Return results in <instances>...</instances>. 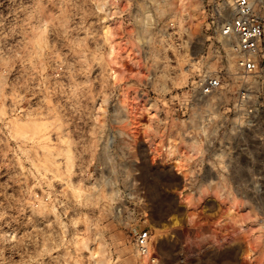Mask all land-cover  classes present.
I'll return each instance as SVG.
<instances>
[{
    "label": "rangeland",
    "instance_id": "374dc122",
    "mask_svg": "<svg viewBox=\"0 0 264 264\" xmlns=\"http://www.w3.org/2000/svg\"><path fill=\"white\" fill-rule=\"evenodd\" d=\"M200 1L192 34L172 0H0V264H143V230L147 264H264V111L234 113L230 77L193 96L235 70ZM225 204L239 240L202 229Z\"/></svg>",
    "mask_w": 264,
    "mask_h": 264
},
{
    "label": "built area",
    "instance_id": "2783aa9c",
    "mask_svg": "<svg viewBox=\"0 0 264 264\" xmlns=\"http://www.w3.org/2000/svg\"><path fill=\"white\" fill-rule=\"evenodd\" d=\"M211 12V30L217 41L232 43L235 70L226 75L215 70L200 75L193 87V96L205 98L219 94L228 85V77L238 83L234 113L257 116L264 111V0H207ZM150 238V231L138 234L137 245L143 250Z\"/></svg>",
    "mask_w": 264,
    "mask_h": 264
},
{
    "label": "bare ground",
    "instance_id": "6f19581e",
    "mask_svg": "<svg viewBox=\"0 0 264 264\" xmlns=\"http://www.w3.org/2000/svg\"><path fill=\"white\" fill-rule=\"evenodd\" d=\"M117 1L119 0H104V3L101 2L98 5L100 8H104L106 3L112 2V4H115ZM172 7L174 11L181 16L182 20L184 21V25L192 34H196L200 30L207 18V12L205 9H203V5L200 0H172ZM104 34L106 38H108V30H105ZM128 56L132 64L138 69V72L149 73V69L143 64L138 51L134 50L133 53H129ZM113 77L115 80L118 77L115 71H113ZM122 107L126 111L130 122H134L133 118L136 116L135 104L129 105L127 102H122ZM192 150L193 149H191V151H186L180 147L168 146L162 148V150H158V154H160L159 156H162V158L167 162H171L178 171L180 170V172H183L187 175V173H189V170L187 169L190 167L191 161L196 157V152ZM216 213L217 214L214 218L213 227H202V229L210 232L211 235H214L217 238H231L239 240L236 227L230 222L231 217L234 214L233 207L228 204L220 205L219 210ZM153 246L154 239L150 241L148 240L145 250H143L140 246L137 247L138 257L143 264H147L149 258L151 257ZM93 253L94 252L92 250V254Z\"/></svg>",
    "mask_w": 264,
    "mask_h": 264
}]
</instances>
